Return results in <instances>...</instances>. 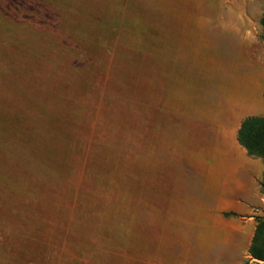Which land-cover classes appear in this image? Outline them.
<instances>
[{
	"label": "rangeland",
	"instance_id": "374dc122",
	"mask_svg": "<svg viewBox=\"0 0 264 264\" xmlns=\"http://www.w3.org/2000/svg\"><path fill=\"white\" fill-rule=\"evenodd\" d=\"M263 12L0 0V264H250L264 208L219 222L175 182L168 126L197 93L162 56L218 24L261 29Z\"/></svg>",
	"mask_w": 264,
	"mask_h": 264
},
{
	"label": "crops",
	"instance_id": "0c3cea01",
	"mask_svg": "<svg viewBox=\"0 0 264 264\" xmlns=\"http://www.w3.org/2000/svg\"><path fill=\"white\" fill-rule=\"evenodd\" d=\"M209 33L183 43L184 50L175 47L162 61L174 64L170 79L192 80L197 93L196 103L174 107L168 126L175 182L185 199L220 222L264 208V161L237 141L246 117L264 118V41L262 27L223 23Z\"/></svg>",
	"mask_w": 264,
	"mask_h": 264
},
{
	"label": "trees",
	"instance_id": "16d2710c",
	"mask_svg": "<svg viewBox=\"0 0 264 264\" xmlns=\"http://www.w3.org/2000/svg\"><path fill=\"white\" fill-rule=\"evenodd\" d=\"M264 41V12L261 17ZM237 141L245 148L249 156L260 157L264 161V118L259 116L246 117L237 133ZM264 195V175L261 182ZM250 264H264V218H257L251 243L248 248Z\"/></svg>",
	"mask_w": 264,
	"mask_h": 264
}]
</instances>
